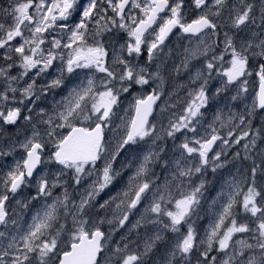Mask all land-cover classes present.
Segmentation results:
<instances>
[{
  "label": "rangeland",
  "instance_id": "obj_1",
  "mask_svg": "<svg viewBox=\"0 0 264 264\" xmlns=\"http://www.w3.org/2000/svg\"><path fill=\"white\" fill-rule=\"evenodd\" d=\"M64 1L0 0V27L25 12L26 22L42 30L48 11L51 19ZM120 1L74 0L65 24L68 47H33L0 80V120L14 115L20 130L32 126L41 138V125L50 136L33 192L0 237V264H53L82 232L94 230L104 231L105 256L97 264H264V108L257 106L264 0H171L166 15L181 23L206 15L218 32L192 37L175 29L159 50L153 47L159 32L151 30L138 45L133 33L147 0H130L118 18ZM223 48L216 58L225 59L214 62L210 52ZM85 54L88 60L71 63ZM181 82L194 88L185 93ZM229 82L236 84L232 91ZM147 93L155 96L152 115L124 143L135 101ZM36 101L46 106L42 116H35ZM254 118L261 133L242 146ZM96 124L104 132L97 162L56 161L69 128ZM211 137L216 145L207 153L203 144Z\"/></svg>",
  "mask_w": 264,
  "mask_h": 264
},
{
  "label": "flooded vegetation",
  "instance_id": "obj_2",
  "mask_svg": "<svg viewBox=\"0 0 264 264\" xmlns=\"http://www.w3.org/2000/svg\"><path fill=\"white\" fill-rule=\"evenodd\" d=\"M207 1L210 2V0ZM222 1L224 5L237 3L235 0ZM73 2L74 0H65L63 5L61 4L60 6L59 4V9L62 10L61 13L58 16H55V13L59 9L54 10V17L51 19L50 11H48L47 26L42 28V30L34 25L33 20L29 19L26 22L23 17L27 14L25 12H23L21 16L15 17V21L11 27H8L7 29L0 28V80L11 77L17 71L15 65L23 62L28 57V52L31 49L33 50V47L41 46L44 49L50 50L57 45L56 48L59 51L68 47V33L66 32L65 24L66 18L75 12V5ZM169 3L171 4V0H169ZM81 12L82 9H78V14ZM105 15H107V12L103 11L100 17L102 24L104 25L107 24L104 20ZM168 21L174 22V26H178L181 23L176 15L169 16L165 14L159 18V24ZM175 21L177 22V25ZM160 27L157 28L156 26L152 30L154 32H159L160 35ZM147 33L148 32H145L141 38H136V45L139 44ZM157 39L153 45L155 50H159L158 48L162 43V40L157 42ZM23 40H26L27 42H23ZM59 55H61V53H59ZM88 58V54L76 55L71 63L78 64L88 60ZM87 78H89V76H87ZM59 87L58 90L61 89L63 85H59ZM36 98L41 99L42 97ZM17 100H20V98H17L14 101H16V103L24 102L21 100L17 102ZM42 104V102H34L33 107L38 109L35 116L39 113L43 114L41 111ZM42 114L40 116H42ZM30 118H33V115H30ZM18 123L19 121L14 115L10 116L9 122L4 119L0 120V237H3V233H5V235L7 234V230L10 228V223L14 222L11 218L23 208L21 200L29 198L32 194L33 179L42 167L44 146L50 145L49 133L44 134V132H47V129L41 126V123L38 124L40 125L39 129L42 132L41 138L34 137L32 126L29 129L24 127L23 130H20L17 126ZM76 126L78 125H75L74 127ZM28 152L32 153L31 165H26ZM231 153L236 154V148H233V152H230L229 154ZM37 155H39L38 158ZM36 159L39 161L35 165ZM29 172H31V174H29Z\"/></svg>",
  "mask_w": 264,
  "mask_h": 264
},
{
  "label": "water",
  "instance_id": "obj_3",
  "mask_svg": "<svg viewBox=\"0 0 264 264\" xmlns=\"http://www.w3.org/2000/svg\"><path fill=\"white\" fill-rule=\"evenodd\" d=\"M127 1L128 0H123L120 3V12L124 9ZM150 2L154 4V6L146 19L139 23L137 27V29H139V33L151 26L157 15L162 13L168 5L164 0H150ZM171 27L172 24L167 26L163 36L169 32ZM152 105L153 98L151 96L137 103L136 112L130 125L126 140L137 135L144 127L151 113ZM102 138L103 135L99 126H96L89 131L83 130L82 128L73 129L59 144L56 156L60 161H73L69 157L83 161H94L97 159ZM213 142L214 139L205 144L207 150L212 148ZM28 164H32V155L29 156ZM102 238L103 235L100 232H94L90 237H87L86 234H82L77 242L70 244L67 252L60 255V259L57 264H95L100 252Z\"/></svg>",
  "mask_w": 264,
  "mask_h": 264
},
{
  "label": "bare ground",
  "instance_id": "obj_4",
  "mask_svg": "<svg viewBox=\"0 0 264 264\" xmlns=\"http://www.w3.org/2000/svg\"><path fill=\"white\" fill-rule=\"evenodd\" d=\"M255 6V5H254ZM264 78V77H263ZM194 84H192V83H189V84H187V85H182V82L180 83V85L179 86H182L184 89H185V93L187 92V91H190V90H192L193 88H194V86H193ZM236 87V84L234 83V84H231V88H230V91H232L233 90V88H235ZM59 88V86H57V89ZM51 99V98H50ZM20 100H17V102H19ZM177 104H181L179 101H177ZM181 105H183V104H181ZM45 108H46V106L44 105V104H42V112L43 113H45ZM42 113H39L37 116H40ZM243 137V136H242ZM233 138V137H232ZM214 138L213 137H211L209 140H207L205 143H204V145L205 144H207V143H209L211 140H213ZM215 140L216 139H214V142H213V145H212V148L211 149H213V147H214V145H215ZM232 154V153H231ZM104 232V231H103Z\"/></svg>",
  "mask_w": 264,
  "mask_h": 264
},
{
  "label": "trees",
  "instance_id": "obj_5",
  "mask_svg": "<svg viewBox=\"0 0 264 264\" xmlns=\"http://www.w3.org/2000/svg\"><path fill=\"white\" fill-rule=\"evenodd\" d=\"M241 143H242V142H241ZM104 256H105V253L100 254V257H99V261H98V263H100V262L103 261V257H104ZM58 257H59V256H58ZM58 257H57L56 259H58ZM112 258H113V259H112ZM56 259L53 260V264L56 263ZM110 259H111V261H112V260H114V257H111Z\"/></svg>",
  "mask_w": 264,
  "mask_h": 264
}]
</instances>
